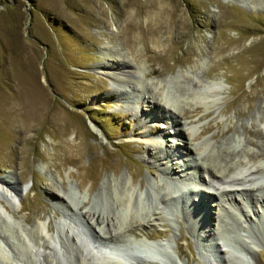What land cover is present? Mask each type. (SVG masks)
Instances as JSON below:
<instances>
[{
	"label": "rangeland",
	"instance_id": "374dc122",
	"mask_svg": "<svg viewBox=\"0 0 264 264\" xmlns=\"http://www.w3.org/2000/svg\"><path fill=\"white\" fill-rule=\"evenodd\" d=\"M197 101L174 125L166 103ZM263 118L264 0H0V177L22 191L12 206L0 191V264H264V190L220 195L203 165L264 167Z\"/></svg>",
	"mask_w": 264,
	"mask_h": 264
},
{
	"label": "bare ground",
	"instance_id": "6f19581e",
	"mask_svg": "<svg viewBox=\"0 0 264 264\" xmlns=\"http://www.w3.org/2000/svg\"><path fill=\"white\" fill-rule=\"evenodd\" d=\"M113 60H119V58L118 59H116V58L114 59L113 58ZM98 68L100 69V73L101 74L106 75L110 79L113 89L114 90H118L121 93L122 92L123 93L127 92L129 90H131V91L134 90L135 89L134 86L138 83L137 82L138 80H136V78H135V72L133 73V72L129 71L126 65H120L119 66L118 64L117 65H113V64H109V63H107V64L99 63ZM213 90H212L213 96L220 94L219 91H217V90L213 91ZM198 101L193 103V104H190V107L192 106V109L190 108V109H187V110H185V109L178 110L177 108H175L177 110H173L171 108L173 105H171L169 102L166 103L168 105L167 106L168 110L171 113H173V115L175 116L174 119H173L174 125L178 126L179 124H183V126H185L186 128L187 127L189 128L191 126L190 122L188 120L189 118L186 117V118L183 119V121H181V120H179L180 118L179 119L177 118V116L182 112V114H187V115L189 113L190 114L189 116L192 117L193 116L192 115L193 112L199 111L200 108L204 107V106H202L203 104H201ZM176 114H177V116H176ZM155 118L158 119V120H161V121H163L165 123H166V121L170 120V118L167 117V114H165V115L163 114L162 116L156 115ZM195 122H192V124H195ZM263 122H264V118H263ZM143 123L145 124L146 121L143 122ZM96 131H98V130H96ZM162 132L169 134L170 130H169L168 126H167V128H165V130H162ZM180 133H182V132H180ZM200 134H202V132L196 134L195 138L200 137ZM189 138L193 139L192 136H190ZM140 139H144L145 141H147V143H149L151 145H154L153 143L155 142L154 138H152V132L147 130L146 126H143L140 129ZM194 149H195L194 153L199 158L202 159L201 160L202 163H204L206 161H209V158H210L209 155L210 154L208 156L204 155L200 145L194 146ZM176 155H178V154H176ZM216 157L220 158L222 160V162L226 163V165H227V167H226L227 170L226 171L218 169L215 172V170H213V167L211 166V164H209V162L205 163L203 165H205V171L208 172L209 174H211L213 176V178L214 177H218V178L221 177L223 179L222 182L228 184L227 186H223L222 184H219L220 186L217 187V189L219 190V194L220 195H227V196L230 195L231 196L232 194H234L235 192H238V191H240L241 193H244V192L253 193L254 191L258 192V190L259 191L264 190V167H260V166L251 167L246 162H244L243 164L241 163L242 165L241 164L237 165L236 162H235L236 166H234V165L229 163V162H232V160L234 158V156L232 157V154H230L229 157H228V155H226L225 157H219V156H216ZM253 157H255V156H253ZM253 157L251 156V158H253ZM157 161H160V163H162V165L165 166L169 170L170 173H172V172L174 173V170L168 164V160L166 159V157L158 158ZM179 164H181L180 160H179ZM182 164H183L182 165L183 167H185V166L190 167V165H191V164H187V163H184V162ZM199 166H202V165H199ZM192 167H193V165H192ZM170 169H172L173 171L170 170ZM131 180H133V174H131ZM196 180L199 183L201 182L200 179H196ZM141 184H142V182H141ZM197 189H198V192H201L200 193L201 195L203 194V197L208 199V196H206L204 194L205 190L203 188H197ZM197 189H195V191H197ZM0 191H1L2 195H3L2 197H4V199L7 201L8 205L12 204V202L10 201V198H16V197H18V195L22 194L21 189H19L18 187H16L13 184H11V182H8L6 179L1 178V177H0ZM205 193L206 194H210V192H205ZM126 194L128 196V192ZM167 200H168L167 196H161V197H159L158 195L156 196V201H159V202L161 201V202L165 203V202H167ZM121 201H122V205H124L126 207H129L130 203H129V198L128 197L126 199H124V200L121 199ZM206 201L207 200H202V199L199 200V203H202L201 206L205 207V209L207 208L206 205L208 204ZM158 215H159V212H157V211L153 212V216H158ZM242 216H244V218H245V220H243L244 221V226H245L243 230L247 229V231L250 232V233L251 232L253 233V232H255L257 230L256 231V232H258L257 234H262L261 233L262 230L260 229V227L258 226V223H257L258 217L256 216V213H255L256 217H253V216H250V215L246 216L244 213H243ZM94 217H95V214H93V218ZM95 218H96L97 224L99 226L101 225V223L105 222V220H104L105 218L101 217L100 214H98L97 217H95ZM106 219H108V218H106ZM155 219L156 218H153V220H155ZM106 221H107L106 222L107 226L108 225L111 226V223H109L110 220L109 221L106 220ZM113 225H115V224H113ZM109 226L107 228L108 230L105 231L104 234L108 235V238L111 239V240H114V241H116V239L118 240V237H119L118 236V231L109 228ZM50 245H52V243L49 240V244H47L46 246H50ZM110 250H112V253H111V251H109L111 256H113V257L116 256V259H118V261H121L123 263H128V261L132 259V258H130L128 256H121V254H120L121 251H117L114 248H111ZM124 254L125 253H123V255ZM80 263H82V262L80 261ZM132 263H135V262H132ZM86 264H94V263L93 262L92 263L86 262ZM138 264H142V263H138Z\"/></svg>",
	"mask_w": 264,
	"mask_h": 264
}]
</instances>
